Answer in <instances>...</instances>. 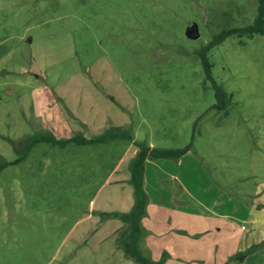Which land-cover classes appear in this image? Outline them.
Listing matches in <instances>:
<instances>
[{
  "label": "rangeland",
  "instance_id": "rangeland-1",
  "mask_svg": "<svg viewBox=\"0 0 264 264\" xmlns=\"http://www.w3.org/2000/svg\"><path fill=\"white\" fill-rule=\"evenodd\" d=\"M258 7L0 0V264H140L125 222L103 214L133 208L140 141L186 150L146 163L143 255L264 264V32L213 43ZM119 126L134 141H57ZM50 133L27 152L28 137Z\"/></svg>",
  "mask_w": 264,
  "mask_h": 264
},
{
  "label": "trees",
  "instance_id": "trees-1",
  "mask_svg": "<svg viewBox=\"0 0 264 264\" xmlns=\"http://www.w3.org/2000/svg\"><path fill=\"white\" fill-rule=\"evenodd\" d=\"M259 7L256 12L254 21L244 27H233L230 29H225L222 32H219L215 35L213 43H218L223 41L227 36L238 34L239 36L248 35L253 36L255 33L260 34L264 32V0H258ZM205 67L209 70L211 69L212 63L209 60L205 61ZM1 97V96H0ZM114 130L110 129L107 132L88 139L83 133H79L74 136L72 139H61V144H66L68 141H74L76 143H85V142H108L117 138H125L130 141H134V134L126 129L125 127H117ZM56 140L54 136L50 134H41L37 136H30L25 141H28L27 152L40 140ZM139 146V151L131 159L130 162V171L131 178L130 181L134 186V206L130 211L123 212L120 210L112 212H103L104 216L110 217H119L125 222V229H123L124 236L122 240V245L125 250V254L128 258L135 259L140 262V264H165V258L161 260L153 259L143 255L140 251L139 240L143 235V226L142 219L148 211V191L145 188V169L146 161L148 159H157V158H178L186 150L178 149H161L157 147H151L150 145L144 143L143 141L136 142ZM26 151V149H25ZM10 164L9 161L0 159V173L1 171ZM243 258V256H241Z\"/></svg>",
  "mask_w": 264,
  "mask_h": 264
},
{
  "label": "water",
  "instance_id": "water-1",
  "mask_svg": "<svg viewBox=\"0 0 264 264\" xmlns=\"http://www.w3.org/2000/svg\"><path fill=\"white\" fill-rule=\"evenodd\" d=\"M199 24L197 22H193L186 30V34L191 38H198L200 36L199 32Z\"/></svg>",
  "mask_w": 264,
  "mask_h": 264
},
{
  "label": "crops",
  "instance_id": "crops-1",
  "mask_svg": "<svg viewBox=\"0 0 264 264\" xmlns=\"http://www.w3.org/2000/svg\"><path fill=\"white\" fill-rule=\"evenodd\" d=\"M136 152H137V150H136ZM148 160H150V159H148ZM148 160L146 161V163L148 162ZM153 160V159H152ZM145 185H146V183H145ZM159 232V231H158ZM244 259V258H243ZM243 261H245V260H243Z\"/></svg>",
  "mask_w": 264,
  "mask_h": 264
}]
</instances>
